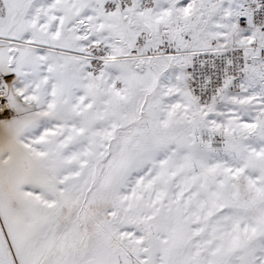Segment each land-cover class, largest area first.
<instances>
[{"label": "snow or ice", "instance_id": "snow-or-ice-1", "mask_svg": "<svg viewBox=\"0 0 264 264\" xmlns=\"http://www.w3.org/2000/svg\"><path fill=\"white\" fill-rule=\"evenodd\" d=\"M0 264H264V0H0Z\"/></svg>", "mask_w": 264, "mask_h": 264}]
</instances>
